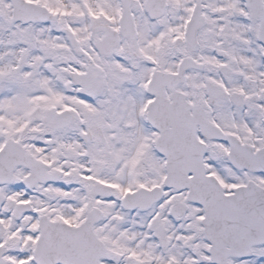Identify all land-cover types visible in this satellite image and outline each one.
I'll return each instance as SVG.
<instances>
[{"label":"snow or ice","instance_id":"1","mask_svg":"<svg viewBox=\"0 0 264 264\" xmlns=\"http://www.w3.org/2000/svg\"><path fill=\"white\" fill-rule=\"evenodd\" d=\"M0 264H264V0H0Z\"/></svg>","mask_w":264,"mask_h":264}]
</instances>
